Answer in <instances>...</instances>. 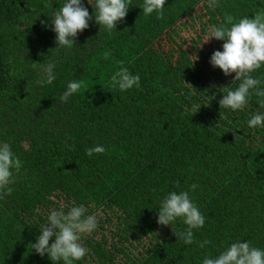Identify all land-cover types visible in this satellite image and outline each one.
Segmentation results:
<instances>
[{"label": "trees", "instance_id": "trees-1", "mask_svg": "<svg viewBox=\"0 0 264 264\" xmlns=\"http://www.w3.org/2000/svg\"><path fill=\"white\" fill-rule=\"evenodd\" d=\"M64 2L0 0V143L22 164L0 199V264H63L31 244L52 210L80 204L98 226L82 237L88 251L74 264H202L237 240L264 250V127L247 123L264 108L254 95L242 110L220 108L239 81L209 63L223 41L197 44L225 14L251 17L264 0H217L214 9L208 0H165L164 19L131 0L111 34L93 17L71 49L56 47L47 14ZM81 2L92 15L95 0ZM185 27L195 31L192 50L182 46ZM51 61L55 80L36 84ZM116 61L139 75V88L110 87ZM252 75L264 81V65ZM73 80L86 87L61 102ZM95 145L105 153L87 156ZM181 190L205 217L193 230L196 241H211L204 248L176 240L182 219L157 223L163 196Z\"/></svg>", "mask_w": 264, "mask_h": 264}, {"label": "clouds", "instance_id": "clouds-1", "mask_svg": "<svg viewBox=\"0 0 264 264\" xmlns=\"http://www.w3.org/2000/svg\"><path fill=\"white\" fill-rule=\"evenodd\" d=\"M130 5L131 0H95L92 15L81 0H65L58 8L49 5L47 14L51 30L56 34V47L71 49L76 43L77 34L89 27V20L93 17L99 27L103 26V30L111 34L117 23L126 17ZM164 5L165 0H143L139 7L145 16L156 13V19H164ZM218 6L217 0H208V7L214 9ZM211 38L221 40L223 43L222 50L213 51L209 63L213 67H218L225 76L235 73L233 80L239 81L238 87L234 90H225V94L218 102L219 107L232 111L242 110L254 95L258 98L260 107L264 108V87H261L264 81L252 75L264 65V10L255 12L251 17L244 16L238 19L231 14H225L223 22L210 27L208 38L203 42H208ZM110 56V51L103 53L104 59ZM116 63L121 67L111 76L110 87L120 91L139 88V75H134L127 67H123V61ZM55 67V61L41 63L42 75L36 84L40 86L52 84L56 78ZM82 87H86L82 80L69 81L66 90L60 96V101L67 102L69 97L78 93ZM199 107L200 105L193 113L197 112ZM247 123L250 128L264 127V112H257ZM105 151L102 145L85 150L89 157ZM21 166L20 159L13 153L9 143H0V199L12 194L14 173L18 174ZM197 187L198 185L192 184L190 190ZM178 218L182 219L186 228L181 231L173 230L176 240H181L185 245L195 243L199 248L211 244L207 239L195 240L193 230L203 227L205 217L191 199L189 191H170L160 201L157 213L159 225H171ZM97 226V216L87 214L83 204L73 205L67 212L52 210L47 216V222L39 229L40 234L36 237V242L31 244L30 250H34L42 257L47 253L52 262L74 264V261L84 258L88 251L83 246L82 237L90 235ZM202 264H264V250L254 247L249 241L237 240L215 256L205 255Z\"/></svg>", "mask_w": 264, "mask_h": 264}, {"label": "rangeland", "instance_id": "rangeland-1", "mask_svg": "<svg viewBox=\"0 0 264 264\" xmlns=\"http://www.w3.org/2000/svg\"><path fill=\"white\" fill-rule=\"evenodd\" d=\"M196 29L197 31H200L199 29V23L197 21V24H196ZM195 31L192 30V28L190 27H185L182 29V31L180 32L181 33V36L185 39L184 42H182V46L184 48H187V49H191V43L189 41V38L188 36L189 35H193ZM208 38V34L207 33H201V38L200 40L197 41V44H198V47L200 49H207L208 47H212V44H211V39L208 41V42H203L204 40H206ZM164 40L161 41V45L164 44L163 46L166 48L168 45L172 44V42L169 40L168 42H164ZM214 49V48H213ZM180 52V51H179Z\"/></svg>", "mask_w": 264, "mask_h": 264}]
</instances>
